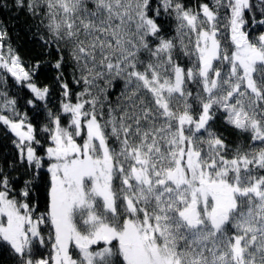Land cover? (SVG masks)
Masks as SVG:
<instances>
[{
  "label": "snow or ice",
  "instance_id": "obj_1",
  "mask_svg": "<svg viewBox=\"0 0 264 264\" xmlns=\"http://www.w3.org/2000/svg\"><path fill=\"white\" fill-rule=\"evenodd\" d=\"M210 2L194 11L178 0L155 7L151 0H16L58 55L68 123L49 110L52 144L39 156L36 129L26 116L16 119V100L0 103V122L18 138V162L34 170L49 162L46 213L30 203L31 180L18 200L0 168V251L15 264H264V33L249 39L244 30L250 22L264 28V0ZM161 11L174 15L179 45L161 35ZM6 36L0 30V69L30 90L29 105L46 101L49 88L32 82L39 62L26 70ZM178 46L195 58L193 67L174 58ZM65 65L80 92L70 91ZM116 78L124 91L106 105ZM219 110L255 142L247 151L229 149L211 129ZM46 241L52 252L38 256Z\"/></svg>",
  "mask_w": 264,
  "mask_h": 264
},
{
  "label": "trees",
  "instance_id": "obj_2",
  "mask_svg": "<svg viewBox=\"0 0 264 264\" xmlns=\"http://www.w3.org/2000/svg\"><path fill=\"white\" fill-rule=\"evenodd\" d=\"M25 2H27V0H25ZM178 2L184 4L188 8H192L194 11H198L200 5L203 3H209L210 7L212 6L210 0H178ZM253 2H255V0H253ZM151 3L153 7H155L160 3V0H151ZM150 15H152V13H150ZM245 19H249V14L247 12L245 13ZM157 23L161 24L163 27L161 35L165 39H174V43L179 45L176 31L177 21L175 20L174 15L169 16L161 11V16L157 18ZM251 24H254L252 32H256V30L260 28L255 22H250V24H246L245 27L248 28ZM36 25L37 18L31 16L25 8L18 7L16 5V0H0V30H6L7 32V36L4 40L5 47L8 45L12 47V49L19 55L26 70H30L39 62V68L32 75V82L40 88H43L44 86L49 88V95L46 101H34L35 106L29 105L27 101L33 99V94L30 90L17 83L9 73L0 69V78L4 79L3 84H0V93H6V96L0 95V103L5 99L16 100V111L20 114L16 119L18 120L25 116L27 117L25 124H32L33 128L36 129V138L40 141L39 145L33 143L32 146L36 149L37 155L44 156L46 148L52 144L50 133L44 130L51 126V118L48 115L49 110H51L53 114L61 115L62 125L68 123V118L60 111V104L63 97L61 95L60 86L55 80L57 70L53 65L58 59V55L54 48H46L40 41L37 35ZM40 31L43 33V29ZM44 34L46 35V33ZM253 36L254 35H249V38L252 39ZM184 42L185 44H188L187 37H185ZM155 43L156 41L150 38V47L155 46ZM221 43L222 47H224L225 42L223 39L221 40ZM190 49L191 45H189V50ZM232 50L233 46H231L229 42V53H231ZM173 55L182 67H185L186 69L192 67L195 58L193 57L190 59L188 56L184 55L179 46L174 50ZM65 56L67 57V53H65ZM140 59L146 60L147 54L142 52L140 54ZM63 71L65 79L69 83L70 91L73 93L80 92L82 90V85L72 84L71 66L65 65ZM77 75H79L78 72ZM100 83L101 87H103V82ZM124 84L125 81L122 78L114 79L112 81V86L107 89L106 101L104 95H101L100 99L105 101L106 105L109 102L112 105H115L117 98L120 97L121 92L124 91ZM187 89L191 90L193 95H195L197 91V88L191 83L187 84ZM72 102H76L75 98H73ZM189 103H192L191 98L189 99ZM2 114L9 116L10 119L13 118L11 112L7 109H5ZM192 114L194 117L198 114V108L195 104H193ZM209 124L211 125V129L221 136L229 149L234 150L240 148L242 151H247L249 147L255 143L250 140L248 133L241 132L226 123L223 110L217 111L214 120L210 121ZM17 140L18 138L10 128L0 122V168H3L5 173L9 176L11 181L10 186L14 189V193L18 200L23 199L18 194L20 189L24 187L23 182L31 180L33 192L29 198L30 203L35 204L40 213H46L48 208V189L50 184V173L47 171L49 162L45 159L44 167L40 170H34L28 168L24 164H20L18 162L19 152L14 143V141ZM232 155V151L227 152L228 158H231ZM35 171H38V176L33 179ZM51 231L52 229L47 223L41 225V233L45 237H47ZM51 252L52 249L50 243L46 241L45 245L39 248L38 256H48ZM0 264H15L14 257L9 250L4 249L3 251H0Z\"/></svg>",
  "mask_w": 264,
  "mask_h": 264
},
{
  "label": "rangeland",
  "instance_id": "obj_3",
  "mask_svg": "<svg viewBox=\"0 0 264 264\" xmlns=\"http://www.w3.org/2000/svg\"><path fill=\"white\" fill-rule=\"evenodd\" d=\"M221 31H223V29L221 28ZM262 33H264V28H258L257 30H256V32H254L253 33V38L252 39H254V37L255 36H258V35H260V34H262ZM193 38H194V36H193ZM220 38V37H219ZM194 64V63H193ZM192 67H193V65H192ZM226 67V66H225ZM26 130V129H25ZM14 153H15V150H14ZM8 157H10V156H8ZM95 247H97V246H94V248ZM69 251H70V253L73 255V258L74 259H78L79 257H78V252H77V250L73 247V246H70V249H69Z\"/></svg>",
  "mask_w": 264,
  "mask_h": 264
},
{
  "label": "flooded vegetation",
  "instance_id": "obj_4",
  "mask_svg": "<svg viewBox=\"0 0 264 264\" xmlns=\"http://www.w3.org/2000/svg\"><path fill=\"white\" fill-rule=\"evenodd\" d=\"M253 27H254V24H251L248 28H244V30L245 31H248V33H249V35L251 36V35H253V33L255 32H252V29H253ZM250 39V38H249Z\"/></svg>",
  "mask_w": 264,
  "mask_h": 264
}]
</instances>
